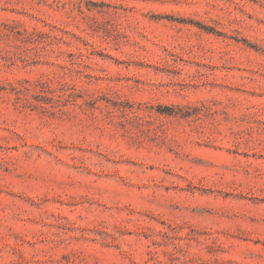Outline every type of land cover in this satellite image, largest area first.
<instances>
[{"label":"rangeland","instance_id":"obj_1","mask_svg":"<svg viewBox=\"0 0 264 264\" xmlns=\"http://www.w3.org/2000/svg\"><path fill=\"white\" fill-rule=\"evenodd\" d=\"M0 264H264V0H0Z\"/></svg>","mask_w":264,"mask_h":264}]
</instances>
